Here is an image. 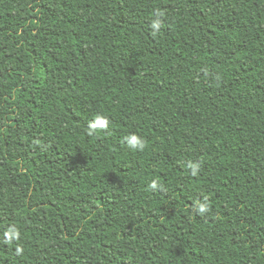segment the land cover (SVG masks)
I'll use <instances>...</instances> for the list:
<instances>
[{
    "label": "trees",
    "instance_id": "trees-1",
    "mask_svg": "<svg viewBox=\"0 0 264 264\" xmlns=\"http://www.w3.org/2000/svg\"><path fill=\"white\" fill-rule=\"evenodd\" d=\"M0 264H264V0H0Z\"/></svg>",
    "mask_w": 264,
    "mask_h": 264
},
{
    "label": "clouds",
    "instance_id": "clouds-1",
    "mask_svg": "<svg viewBox=\"0 0 264 264\" xmlns=\"http://www.w3.org/2000/svg\"><path fill=\"white\" fill-rule=\"evenodd\" d=\"M161 15L159 12H157V16ZM153 27H155L156 29H159L160 28V23L159 22H156L154 23ZM156 33H153V35H155ZM109 124H110V121L107 119V118H104V117H97L95 122L94 123H91L89 125V132H88V135L89 136H92L94 135L97 130H107L108 127H109ZM126 142L129 144L130 147L134 148V149H137L139 151H144L145 148L147 147V142L143 139H141L140 137L136 136V135H132L130 137H126L125 138ZM190 167H193L192 165H190ZM199 171V165H196L194 166V170H193V175H196ZM151 189L152 190H157L158 189V184L157 182H153L151 185H150ZM206 211H209V208L204 206V205H201L200 206V212L201 213H204Z\"/></svg>",
    "mask_w": 264,
    "mask_h": 264
}]
</instances>
